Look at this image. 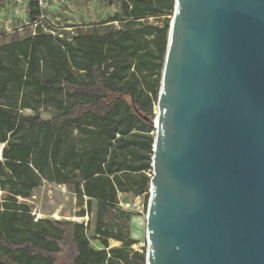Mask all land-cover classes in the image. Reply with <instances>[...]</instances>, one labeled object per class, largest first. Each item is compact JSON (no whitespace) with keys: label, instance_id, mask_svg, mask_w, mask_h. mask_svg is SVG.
Instances as JSON below:
<instances>
[{"label":"trees","instance_id":"16d2710c","mask_svg":"<svg viewBox=\"0 0 264 264\" xmlns=\"http://www.w3.org/2000/svg\"><path fill=\"white\" fill-rule=\"evenodd\" d=\"M172 2L121 0L119 29L71 40L33 34L0 45V190L10 194L0 199V253L8 263L58 264L65 256L69 264H145L117 195L149 191L153 106L170 22L144 21L170 15ZM47 107L54 113L42 119ZM41 179L73 185L87 211L95 202L102 249L89 245L82 223L33 221L28 205L17 203Z\"/></svg>","mask_w":264,"mask_h":264},{"label":"water","instance_id":"95a60500","mask_svg":"<svg viewBox=\"0 0 264 264\" xmlns=\"http://www.w3.org/2000/svg\"><path fill=\"white\" fill-rule=\"evenodd\" d=\"M145 264H264V0H174Z\"/></svg>","mask_w":264,"mask_h":264},{"label":"rangeland","instance_id":"374dc122","mask_svg":"<svg viewBox=\"0 0 264 264\" xmlns=\"http://www.w3.org/2000/svg\"><path fill=\"white\" fill-rule=\"evenodd\" d=\"M173 8L174 0L171 7L166 9V13L170 15L150 17L144 22L159 25L164 18L170 22ZM34 10H37L38 14L31 20L28 14ZM124 23L121 0H8L0 5V45L18 41L33 34H50L55 39L71 40L80 33H104L119 29ZM23 113L31 114V111L24 110ZM38 113L42 119H49L54 109L42 108ZM153 114L156 115V105L153 106ZM152 135L154 136V132ZM9 195L7 190H0V199L3 200ZM148 200L149 191L147 195L141 196L129 193L117 195V207L130 213L129 236L136 242L132 249L140 253L146 252L145 216ZM16 201L28 205L33 221L65 219L82 223L89 245L95 250L102 249L94 234L96 204L92 201L90 211H87V199H77L73 185L50 183L41 179L27 199L16 197ZM109 246L118 247L120 243L110 241ZM0 264H10L1 253ZM58 264H69V262L63 256Z\"/></svg>","mask_w":264,"mask_h":264},{"label":"built area","instance_id":"2783aa9c","mask_svg":"<svg viewBox=\"0 0 264 264\" xmlns=\"http://www.w3.org/2000/svg\"><path fill=\"white\" fill-rule=\"evenodd\" d=\"M1 149H2V145L0 146V160H1Z\"/></svg>","mask_w":264,"mask_h":264},{"label":"bare ground","instance_id":"6f19581e","mask_svg":"<svg viewBox=\"0 0 264 264\" xmlns=\"http://www.w3.org/2000/svg\"><path fill=\"white\" fill-rule=\"evenodd\" d=\"M55 218H57V217H55Z\"/></svg>","mask_w":264,"mask_h":264}]
</instances>
